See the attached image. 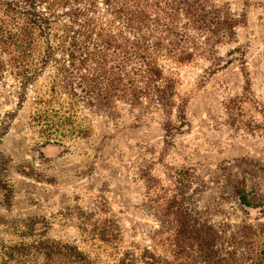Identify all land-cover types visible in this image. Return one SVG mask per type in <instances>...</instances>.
Wrapping results in <instances>:
<instances>
[{
	"label": "rangeland",
	"instance_id": "rangeland-1",
	"mask_svg": "<svg viewBox=\"0 0 264 264\" xmlns=\"http://www.w3.org/2000/svg\"><path fill=\"white\" fill-rule=\"evenodd\" d=\"M226 1L244 20L218 56L237 57L214 73L210 60L177 68L187 124L171 139L161 112L137 122L126 109L116 121L80 110L72 125L49 132L34 120L43 81L20 106L7 80L0 89V256L47 238L76 244L93 264H116L111 245L93 238L105 219L120 230V254L147 247L156 258H203L221 248L215 256L234 249L240 256L243 244L233 248L232 235L242 233L264 249V0ZM183 221L195 232L179 254Z\"/></svg>",
	"mask_w": 264,
	"mask_h": 264
},
{
	"label": "trees",
	"instance_id": "trees-1",
	"mask_svg": "<svg viewBox=\"0 0 264 264\" xmlns=\"http://www.w3.org/2000/svg\"><path fill=\"white\" fill-rule=\"evenodd\" d=\"M243 17L226 0H0V89L12 79L21 106L42 80L34 120L49 132L72 125L80 110L116 121L126 109L137 122L161 112L171 139L187 124L177 68L210 60L214 73L229 65L237 56L224 59L219 48L237 38ZM29 226L36 229L34 221ZM194 232L183 221L179 254L192 247L186 241ZM199 235L205 240L207 231ZM249 235H232L233 248L243 244L240 256L237 249L215 256L220 248L214 256L168 259L147 247L120 254V230L111 219L93 232L111 245L116 264H264V249L248 242ZM220 238L216 233L214 241ZM5 254L0 264H93L76 244L47 238L21 241Z\"/></svg>",
	"mask_w": 264,
	"mask_h": 264
}]
</instances>
